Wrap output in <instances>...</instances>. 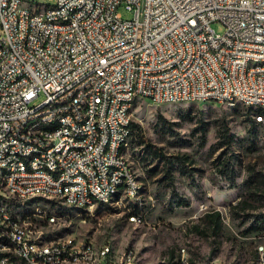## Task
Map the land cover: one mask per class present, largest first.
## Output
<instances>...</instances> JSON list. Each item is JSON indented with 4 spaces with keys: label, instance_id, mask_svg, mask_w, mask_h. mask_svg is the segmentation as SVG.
Here are the masks:
<instances>
[{
    "label": "built area",
    "instance_id": "obj_1",
    "mask_svg": "<svg viewBox=\"0 0 264 264\" xmlns=\"http://www.w3.org/2000/svg\"><path fill=\"white\" fill-rule=\"evenodd\" d=\"M23 1L32 2L0 0V21L9 28V36L0 38V168L18 163L16 175L7 181L25 198L40 195L36 186H45L65 193L64 205L88 203L92 212L98 201H105L111 183H121L133 196L124 165L122 174L113 177H102V170L120 163L115 148L137 134L125 132V125L134 122L132 107L139 101L221 104L225 95H244L250 105L264 101V68H253V60L264 58V0H52L57 11L40 7L36 16L22 9ZM73 4L82 8L76 26H49L51 16L67 17ZM120 8L133 18L124 20ZM214 23L224 25L223 34L212 28ZM6 44H13V53H6ZM70 79H77L76 87H69ZM66 96H73V104L57 107ZM124 97H132V105H125ZM41 98L47 110L31 113ZM60 109H69L62 131L38 139L41 131L32 130V122H46ZM255 121L264 122L260 117ZM65 123L75 124L82 143L68 140ZM86 125H95V132L87 133ZM53 140H60L59 168L55 176H45L37 160L35 165L23 161V153L46 149L52 165L47 146ZM71 172L91 173L92 182L70 180ZM85 185H92V192H85ZM12 202L0 191V207L10 222V232L2 229V236L11 241V248L0 247V264L2 253L51 264L67 255H88V240L72 247L67 239L66 247L46 250V245L37 246L40 233L24 237V230L38 224L50 225L51 233L59 217L36 210L18 220V212L5 211ZM107 245L112 244L103 246L105 264H136L132 250L115 248V256H106ZM259 250L264 253V246ZM174 262L185 264L181 250Z\"/></svg>",
    "mask_w": 264,
    "mask_h": 264
},
{
    "label": "rangeland",
    "instance_id": "obj_2",
    "mask_svg": "<svg viewBox=\"0 0 264 264\" xmlns=\"http://www.w3.org/2000/svg\"><path fill=\"white\" fill-rule=\"evenodd\" d=\"M120 13L124 20L133 18L124 8ZM212 28L225 30L222 23ZM258 113L218 103L139 101L133 120L165 157H154L137 132L130 150L142 186L137 197L124 196L92 212L48 198L13 199L6 210L25 217L36 210L56 215L55 230L43 228L44 240L110 243L114 250H132L138 264H166L181 249L192 264H256L257 249L264 246V122L256 123ZM215 212L222 220L218 231L207 218Z\"/></svg>",
    "mask_w": 264,
    "mask_h": 264
},
{
    "label": "bare ground",
    "instance_id": "obj_3",
    "mask_svg": "<svg viewBox=\"0 0 264 264\" xmlns=\"http://www.w3.org/2000/svg\"><path fill=\"white\" fill-rule=\"evenodd\" d=\"M40 7H44V11L55 12L57 11V3L55 5H42L38 3L30 4L29 1L22 2V9L29 11V16H36L40 14ZM82 15L81 4H73L71 8L67 11V17L63 16H51L49 18V26L56 27L58 30H69V27H74L77 24V17ZM9 36V28L4 24V21H0V38H5ZM6 53H13V44H6ZM253 68H264V58H258L253 60ZM77 79L69 80V87H76ZM197 102L195 100H185L182 102L175 103H164V104H181V103H191ZM203 103H217L214 100H202ZM73 104V96H66V98L57 100V107H67ZM125 105H132V97H124ZM221 104H226L231 107L242 106L250 110H256L258 112H264V101H254L250 105V101L244 95H225V102ZM132 107V114H133ZM47 110V103L40 102L36 105L31 106V113H38L40 111ZM63 116H69V109H60V111H54V118L45 121H33L32 130L41 131L38 132V139H45V134H55L56 132L62 131L63 128ZM260 117L264 120V115L258 113L256 118ZM65 130L68 131V140L73 143H82V136L79 135V130H75V124L65 123ZM87 133L95 132V125H86ZM125 132H132L131 124L125 125ZM132 139L127 140V142H120L115 148V159H119L120 163H109L107 168L102 170V177H113L117 174H122V165L125 166L127 174H129V181L133 185V196L131 190L128 188H121V183H111L108 186V193L105 201H98L97 206H107L115 201H118L122 197L135 198L137 197L142 186L139 181L138 175L134 168V163L130 156L129 147H131ZM60 140H53L47 146V154L49 156V163L46 158V149L35 148L33 151H26L23 153V161H28V165H35V160H37V168L43 169V175L45 176H55L57 168H59L60 162ZM129 151V155L127 154ZM18 171V163H11L5 168H0V191L3 195H6L9 199L26 201L34 198H58V200L66 203V194L59 193L58 190H50L45 186H36V194L25 198V192L15 187L13 184H9L7 179H13ZM70 180H81V182H92V174L86 172H71ZM85 192H92V185H85ZM68 206L75 207L82 210H89L88 203L81 204H70ZM7 207V206H6ZM5 207V211L6 210ZM8 212V211H7ZM26 215V214H25ZM30 215V214H29ZM30 216H20L18 213V220L29 219ZM136 221V219H132ZM57 220H55V224ZM0 247L11 248V241L9 237L2 236L3 232H10V222H5V214L3 208L0 207ZM38 227V226H37ZM35 225H33V230H24V237L34 238V233H40L37 237V246L46 245V250H56V247H66V240L71 244L72 247H79V240L74 237H66L59 240L46 241L43 239L44 227L45 229L50 227V225L41 226L40 230H37ZM105 245V244H104ZM97 245L92 241H89V253L88 255H67L65 261H59L58 264H105V255H103V246ZM184 256H186L185 264H192V259L189 253L185 249H181ZM257 264H264V253H261L259 247L257 249ZM106 256H115V250L112 245H107ZM215 262V261H213ZM210 262L209 264H213ZM2 263L4 264H51V263H41L40 260H33L31 257L19 256V261L16 258L10 256L9 253H2ZM136 264L138 262L136 261ZM175 264V262L166 263ZM216 264H220L216 261Z\"/></svg>",
    "mask_w": 264,
    "mask_h": 264
},
{
    "label": "trees",
    "instance_id": "obj_4",
    "mask_svg": "<svg viewBox=\"0 0 264 264\" xmlns=\"http://www.w3.org/2000/svg\"><path fill=\"white\" fill-rule=\"evenodd\" d=\"M261 114V112H259ZM131 128H132V132H134V130H136L138 132V134L144 139V142L146 143V146L148 148V150H150L151 154L156 157V158H164L165 154L162 148H159L157 146H154L152 144H150L144 137V130L142 128L141 125L133 122L131 124ZM227 135H229V127L227 126ZM137 136L133 135V143L134 145L136 144L135 142L137 141ZM208 218V222L213 225L215 227V229H217L216 231H218L221 228V224H222V220H221V214L220 212H215V213H211L207 215Z\"/></svg>",
    "mask_w": 264,
    "mask_h": 264
},
{
    "label": "crops",
    "instance_id": "obj_5",
    "mask_svg": "<svg viewBox=\"0 0 264 264\" xmlns=\"http://www.w3.org/2000/svg\"><path fill=\"white\" fill-rule=\"evenodd\" d=\"M130 156H131V154H130ZM132 159V158H131ZM174 261V259L171 261V262H173ZM171 262H168V263H171ZM193 263V262H192ZM257 264V263H256Z\"/></svg>",
    "mask_w": 264,
    "mask_h": 264
}]
</instances>
